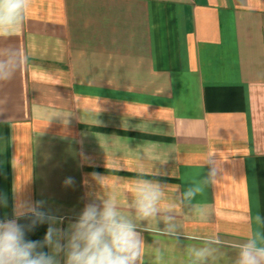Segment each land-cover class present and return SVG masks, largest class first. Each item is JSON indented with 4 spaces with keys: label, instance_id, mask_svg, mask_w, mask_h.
<instances>
[{
    "label": "crops",
    "instance_id": "1",
    "mask_svg": "<svg viewBox=\"0 0 264 264\" xmlns=\"http://www.w3.org/2000/svg\"><path fill=\"white\" fill-rule=\"evenodd\" d=\"M5 48L20 66L0 82V219L14 188L66 228L109 193L131 212L138 179L171 199L211 172L196 198L207 220L176 210L183 234L218 239L219 264H233L236 245L264 233V0H30ZM155 239L170 264L200 244Z\"/></svg>",
    "mask_w": 264,
    "mask_h": 264
},
{
    "label": "clouds",
    "instance_id": "2",
    "mask_svg": "<svg viewBox=\"0 0 264 264\" xmlns=\"http://www.w3.org/2000/svg\"><path fill=\"white\" fill-rule=\"evenodd\" d=\"M30 0H0V39L18 36L26 20ZM20 61L15 50L0 51V82L12 79ZM143 175V173H141ZM214 180L210 172L199 183H192L171 199L165 187L151 179H138L131 189L129 207L122 211L120 200L114 194L99 198V203H87L74 221L66 228L62 217L44 211L45 201L23 199L21 189H13L16 197L12 218L0 219V264H170L166 249L155 237L175 240L183 235L200 244L183 247L185 264H219L220 241L199 235H185L176 216L178 207L188 209L190 215L207 220L206 206L196 202L203 187ZM65 187L74 185V179L65 178ZM0 205L7 206V196L0 195ZM25 219L26 224L19 221ZM256 222L264 223L257 215ZM48 224L43 240H29L27 233L38 224ZM162 225V226H161ZM154 235V243L146 245L143 232ZM47 249V251H45ZM233 264H264V233L255 232L236 245Z\"/></svg>",
    "mask_w": 264,
    "mask_h": 264
}]
</instances>
